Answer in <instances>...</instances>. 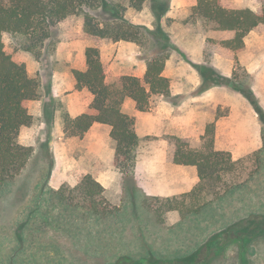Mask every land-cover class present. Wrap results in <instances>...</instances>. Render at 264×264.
Instances as JSON below:
<instances>
[{
    "label": "trees",
    "instance_id": "16d2710c",
    "mask_svg": "<svg viewBox=\"0 0 264 264\" xmlns=\"http://www.w3.org/2000/svg\"><path fill=\"white\" fill-rule=\"evenodd\" d=\"M125 1L128 3L126 6L113 0H0V187L21 176L34 155L33 148L19 143V136L22 128L34 123L26 102L39 100L43 86L40 77L29 78L26 65L18 62L15 55L19 52L30 55L41 63L48 77V62L58 47L54 30L72 18L82 20L84 36L95 42L133 43L149 52L143 57L147 66L143 80L134 76H121L109 82L100 50L87 48L85 56L88 70L73 71V75L77 88L87 89L93 96L90 107L92 113L77 119L63 116L65 131L77 137H83L95 123L111 126V137L117 144L115 166L125 175V182L136 187L134 169L140 140L135 133L134 119L123 113L122 106L126 100H132L140 111H146L154 96L177 104L173 101L175 97L171 92V81L163 73L167 61L180 49L162 25L171 0ZM148 1L156 20L153 28L134 24L126 18L128 8L140 12ZM259 2L261 7L258 12H254L249 8L237 9L227 0H197V5L191 9L190 18L213 33L231 36L220 42L208 38L207 44L213 51L223 49L237 55L245 50L244 40L249 33L264 29V0ZM4 35H9L11 39L8 47ZM196 70L202 80L201 90L234 80V77L224 76L215 68L197 65ZM45 89L48 93L49 83ZM237 89L253 104L264 130V111L254 99L253 92ZM170 140L175 147L174 163L196 166L201 184L182 199L151 200V208L162 224L165 223L163 214L176 210L183 219L191 214L197 215L209 204L240 189L253 178V174L242 176L237 167L238 162H233L230 153L215 150L214 123L208 124L197 147L177 137H170ZM49 145V142L44 145L47 150ZM220 183L222 187H218ZM66 190L70 192L65 193ZM61 196L71 206L80 207L85 213L97 217L110 214V205L103 197V188L91 175L84 177L74 188H63ZM186 198L193 200L189 202ZM261 239L264 240V215H251L214 233L186 256L175 259L154 255L141 259L121 256L115 264H213L232 245L239 246L245 264L252 245Z\"/></svg>",
    "mask_w": 264,
    "mask_h": 264
},
{
    "label": "crops",
    "instance_id": "0c3cea01",
    "mask_svg": "<svg viewBox=\"0 0 264 264\" xmlns=\"http://www.w3.org/2000/svg\"><path fill=\"white\" fill-rule=\"evenodd\" d=\"M235 1L231 0L232 3ZM196 5L197 0H174L172 8H178L181 13H189ZM246 7L258 12L260 2L249 0ZM64 24L65 22L59 26ZM82 25L76 33L59 43L57 51L51 58L53 65L48 70V77L45 76L47 71L41 63L30 55L23 52L15 55L18 62L26 65L29 78L40 77L43 85L41 98L26 102L34 123L22 128L19 143L35 151L22 174L27 169L34 168L31 163L36 156H39V151L43 158L45 156L42 151H47L50 164H46L47 161L44 160L43 163L47 168L46 172L53 174L52 188L56 190L74 188L84 177L91 175L103 188V197L116 214L128 215V218L132 219L134 216L150 212L157 217L151 208L152 199H182L188 197L201 184L196 166L174 163L175 147L170 140V137H177L190 143L195 142L196 147L199 146L207 128L198 123L200 116L208 118L215 124V150L230 153L233 162L239 163L241 160L238 159L259 153L262 142L261 125L254 119L251 107L239 100L238 103H231L225 107L230 110L229 114L217 118L219 103L207 101L205 104L194 100L191 96L202 85L199 72L184 57L178 59L181 69L173 68L174 56H172L167 61L163 75L171 81L172 95L185 96V100L173 104L161 96H154L146 111H140L132 100H126L122 106L123 113L134 119L135 133L140 140L134 169L136 187L133 188L125 182V175L115 166L117 144L111 137V126L95 123L83 137L73 136L69 131H65L64 115H68L70 119H77L92 113L90 107L93 96L87 89L77 88L73 71L86 72L88 67L85 51L87 48L99 49V45L84 36ZM262 30L256 29L248 34L244 40L246 48L242 53L235 55L223 49L215 51L211 58L213 68L224 76L232 77L237 65H241L247 74H253L264 81ZM184 33L182 39L176 40V45L182 54L188 59L189 55H192L193 47L195 52L203 53L206 42L202 41L198 46L194 31L188 29ZM4 40L8 47L11 44L9 35H4ZM122 44L118 42L106 45L111 61L119 68L118 74L143 80L147 71L146 63L139 62L135 66L126 63L127 60L122 55L124 48ZM101 61L106 68L102 53ZM195 61L202 62V56ZM184 64L188 66L186 71L183 70ZM47 83L50 84L48 93L45 89ZM258 95L264 106V97L259 90ZM201 128L204 133L200 132ZM47 142L50 143L49 150L44 146ZM36 169L34 171L37 172ZM190 200L186 198V201L190 202ZM107 215L109 214L99 218L102 220ZM162 218L165 223L159 221L160 224L168 228L179 227L184 222L180 212L176 210L163 214Z\"/></svg>",
    "mask_w": 264,
    "mask_h": 264
},
{
    "label": "rangeland",
    "instance_id": "374dc122",
    "mask_svg": "<svg viewBox=\"0 0 264 264\" xmlns=\"http://www.w3.org/2000/svg\"><path fill=\"white\" fill-rule=\"evenodd\" d=\"M113 1L125 6L128 4L125 0ZM173 1L171 0L169 12L162 19L163 28L170 34L173 42L176 44V40L182 39L188 29L194 31L198 46L202 41L206 42L203 53L195 52L193 47L188 59L181 50L174 52L173 68L181 69L179 60L182 57L195 69L197 65L213 68L211 58L215 51L207 44V39L220 42L231 36L209 31L200 22L191 20V12L181 13L178 8L173 9ZM227 1L239 9L238 7L247 8L249 0H236L235 3ZM126 18L134 24L149 28L156 24L149 1L140 12L128 8ZM81 25V19L72 18L56 27L54 39L58 46L62 39H68V36L76 33ZM262 32L264 33V29ZM95 43L99 45L100 54L104 55L108 81L119 79L122 75L118 74L119 68L111 61L106 48V45L113 43ZM122 43V55L127 60L126 63L135 66L139 62H145L143 57L149 54L148 51H143L133 43ZM201 56L202 62L196 63L195 60ZM48 64L52 67L51 59ZM120 65L121 62L119 67ZM187 67L184 64L183 70L186 71ZM232 77L234 80L231 83L219 84L207 90H201L200 86L191 96L201 103H219L217 118L229 114L230 110L225 107L238 103L239 100L251 107L254 119L261 125L262 142L259 153L238 159L241 161L237 167L242 176L253 174V178L245 186L217 200L199 214H191L176 228L161 225L159 219L150 212L131 219L128 215H118L109 209L110 214L101 220L83 212L80 207L71 206L61 196V189L51 187L54 177L52 173L46 172L47 168L43 163L44 160L47 161L46 164H50L49 152L42 151L45 156L43 158L39 151V156L31 163L34 168L27 169L14 182L0 187V264H115L121 256L141 259L149 255L175 259L192 253L211 235L227 229L241 219L251 215H264V130L253 104L237 89L252 91L254 99L264 111L258 95L259 90L264 97V81L253 74H247L241 65H237ZM174 97L173 101L177 104L185 100V96ZM198 121L203 127L211 123L203 116ZM202 129L200 132L204 133ZM191 145L196 147L195 142ZM221 185L222 183L218 184V187ZM213 264H244L239 246H230L222 258ZM245 264H264V240H258L252 245Z\"/></svg>",
    "mask_w": 264,
    "mask_h": 264
}]
</instances>
